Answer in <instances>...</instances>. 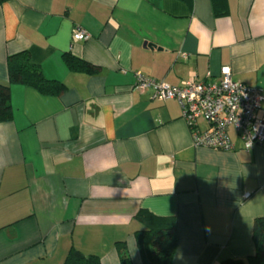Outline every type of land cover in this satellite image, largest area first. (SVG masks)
<instances>
[{"label": "crops", "instance_id": "0c3cea01", "mask_svg": "<svg viewBox=\"0 0 264 264\" xmlns=\"http://www.w3.org/2000/svg\"><path fill=\"white\" fill-rule=\"evenodd\" d=\"M82 27L87 40H75ZM27 51L58 95L10 85L0 121V264H62L73 247L144 264L134 234L146 211L174 221L172 264L254 254L264 217V142L194 146L175 99L134 88L135 73L178 86L231 78L264 87V0H0V82ZM65 55L95 67L69 68ZM264 112V100L256 113ZM202 120L198 129H208ZM248 192L249 197L244 198Z\"/></svg>", "mask_w": 264, "mask_h": 264}, {"label": "built area", "instance_id": "2783aa9c", "mask_svg": "<svg viewBox=\"0 0 264 264\" xmlns=\"http://www.w3.org/2000/svg\"><path fill=\"white\" fill-rule=\"evenodd\" d=\"M72 37L87 40L90 33L77 26L73 29ZM220 73L219 79H191L172 86L136 72L134 88L139 91L151 88L152 97L160 100L175 99L192 132L194 146L232 150L231 128L237 133L244 149L261 146L264 142V112L260 117L256 113L264 100V87L252 88L233 80L229 67L221 68ZM199 120L209 128L199 130ZM243 197H249V193H244Z\"/></svg>", "mask_w": 264, "mask_h": 264}, {"label": "trees", "instance_id": "16d2710c", "mask_svg": "<svg viewBox=\"0 0 264 264\" xmlns=\"http://www.w3.org/2000/svg\"><path fill=\"white\" fill-rule=\"evenodd\" d=\"M4 1V0H1ZM188 1V0H183ZM222 0H217L220 2ZM65 62L69 68L94 69L90 64L65 55ZM7 82H0V121H8L12 117L10 101V85L21 84L29 86L45 95H58L64 90V85L45 78L41 68L34 63L27 51L11 54L6 60ZM136 218L146 228L135 232L136 246L141 254L144 248L149 249L148 260L144 264H172L176 248V232L174 221L170 218L157 217L146 211L136 213ZM252 242L254 254L246 258H231L220 264H264V217H256L252 225ZM120 264H132L124 242L117 243ZM62 264H101L97 255H85L81 251L71 248Z\"/></svg>", "mask_w": 264, "mask_h": 264}]
</instances>
